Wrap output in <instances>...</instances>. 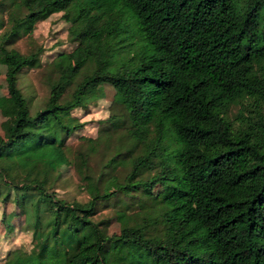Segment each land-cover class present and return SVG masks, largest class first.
Returning <instances> with one entry per match:
<instances>
[{"label":"trees","instance_id":"16d2710c","mask_svg":"<svg viewBox=\"0 0 264 264\" xmlns=\"http://www.w3.org/2000/svg\"><path fill=\"white\" fill-rule=\"evenodd\" d=\"M58 11L77 44L56 54L47 97L30 113L16 78L40 49L8 45ZM0 12L13 107L0 139L3 199L21 200L41 248L5 264H264V0L0 1ZM100 85L120 112L79 137L70 162L87 199L67 202L42 183L69 159L65 138L82 125L70 111ZM99 147L109 155L92 176ZM109 197L130 200H119L118 232L107 235L92 215ZM150 226L158 233L145 234Z\"/></svg>","mask_w":264,"mask_h":264},{"label":"rangeland","instance_id":"374dc122","mask_svg":"<svg viewBox=\"0 0 264 264\" xmlns=\"http://www.w3.org/2000/svg\"><path fill=\"white\" fill-rule=\"evenodd\" d=\"M0 1L3 2V6L6 8L14 3H22L23 0ZM0 17L6 22V12H0ZM70 24V21L64 17L63 11L53 12L42 20L34 21L28 31L18 34L8 45V47L14 48L22 54L34 53L40 49L36 57L38 65L21 70L16 78V84L27 100L30 113L41 107L47 97L48 83L54 76L51 68L52 63L56 60V54L60 52L67 53L77 44L69 36L68 27ZM88 70V66L83 68L74 81L77 82L81 74ZM75 82L65 89L60 101L68 98ZM95 95L96 100L87 102L85 108L75 107L70 111V115L76 117L82 125L65 138V146L67 145L69 148V152H67L69 159L60 164L55 172L57 176H54L53 179L45 177L42 183L46 192H53L55 197L67 202H82L87 199L85 192L79 186L78 177L70 162V158L74 157L77 150L84 147L80 144L79 137H94L99 121L106 118L108 114L117 115L120 112L117 104L110 103L113 97V91L110 86L100 85L97 87ZM236 111L237 106L234 103L229 104L226 109L227 119L230 120L233 127L238 123L237 119L234 118ZM12 115L13 107L5 90L4 66L0 64V139L8 132ZM113 143H115L114 140L111 144ZM108 155L109 152L102 150V147H99L98 151L89 155L88 164L91 168L92 176L98 174ZM155 189L153 187V190ZM4 194L5 188L0 181V264H5L7 261L12 260L24 262L41 249L39 238L23 220V214L21 213L23 204L21 200H4ZM12 197H17V195L11 192L10 198ZM116 200L117 202L115 198L111 197L101 200L96 204L95 212L92 215V220L101 222L100 227L107 235L118 232L119 224L115 219L114 211L123 209L122 206H119V200L128 201L130 199L118 197ZM135 209H137L136 206L130 205L127 212L130 213ZM155 227L150 226V229L145 230V234L158 233L154 229Z\"/></svg>","mask_w":264,"mask_h":264}]
</instances>
